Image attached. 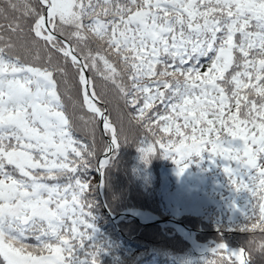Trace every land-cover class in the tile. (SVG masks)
<instances>
[{
    "label": "snow or ice",
    "instance_id": "snow-or-ice-1",
    "mask_svg": "<svg viewBox=\"0 0 264 264\" xmlns=\"http://www.w3.org/2000/svg\"><path fill=\"white\" fill-rule=\"evenodd\" d=\"M4 3L20 9L3 0L9 20ZM22 14L33 20L27 32L0 23L13 34H0V264H100L84 179L97 154L74 135L72 78L93 133L99 117L110 137L107 153L120 134L96 102L97 77L149 134L145 161L155 145L181 174L193 157L219 158L234 190L250 194L251 230L264 233V0H25ZM254 250L221 242L211 252L219 264H252Z\"/></svg>",
    "mask_w": 264,
    "mask_h": 264
},
{
    "label": "trees",
    "instance_id": "trees-1",
    "mask_svg": "<svg viewBox=\"0 0 264 264\" xmlns=\"http://www.w3.org/2000/svg\"><path fill=\"white\" fill-rule=\"evenodd\" d=\"M12 2L20 10L12 11L4 3L9 20L0 16V23L7 24L15 19L27 32L33 20L22 14L25 0ZM27 2L36 4L37 0ZM0 34L13 35L7 31ZM88 44L93 49L97 47V42L93 40H89ZM25 58L29 63H42L34 61L31 56ZM53 59L61 57L54 55ZM204 63L206 67V58ZM117 67L120 65L117 64ZM124 82H128L126 77ZM71 83L73 87L69 95L73 99L64 96V102L75 125L74 135L84 143L94 145L97 154L84 179L91 185L88 199L94 202L92 211L95 231L89 243L90 247L95 245L101 249L100 264H219L218 256L194 255L187 239L172 228L142 226L130 218L116 226L104 213L96 167L108 143L101 133L99 117H96L93 133L91 113L81 106L79 85L74 78ZM95 87L100 100L108 107L109 119L120 134V147L114 151L108 167L103 169L104 193L110 211L117 215L125 209H139L162 218L175 217L196 230V240L200 244L223 242L230 248L241 246L246 250L251 246L255 249L250 254L252 263L264 264V254L259 251V245L264 243V233L258 229L252 231L244 214L250 194L234 190L223 172L224 162L217 158L216 163H212L209 154L205 153L203 160L193 157L189 167L181 174L171 158H164L159 145H155L156 153L145 161L139 148L152 143L149 134L130 119L132 109L125 105L121 94L111 82L97 77ZM60 90L64 92L63 84ZM73 101H76L75 105ZM185 188L193 191L194 200L189 193H184ZM247 224L249 231L245 232L242 229ZM26 243L35 244L36 241L28 239Z\"/></svg>",
    "mask_w": 264,
    "mask_h": 264
},
{
    "label": "water",
    "instance_id": "water-1",
    "mask_svg": "<svg viewBox=\"0 0 264 264\" xmlns=\"http://www.w3.org/2000/svg\"><path fill=\"white\" fill-rule=\"evenodd\" d=\"M96 102H97L99 107L101 106L104 108L103 111L108 116L107 106L103 102H101L100 100H98ZM100 122H101V119H100ZM101 132L104 135V137L106 138L107 142L109 143L110 137L103 130L102 122H101ZM115 149L116 148L113 147L112 151L110 153H107V149H106L105 152L101 155L99 161L104 160L107 155H109L111 157ZM97 183H98L99 195H100V198H101L102 203H103L104 212L107 214L108 217H110V219L115 224H118V222H120L124 218H131L135 222H137L143 226L157 225V226H162V227L174 228L179 234L185 236L188 239L189 243L192 246L193 252L195 253V249H194L195 248L194 244L196 243L195 230H193L191 227L187 226L186 224L180 222L179 220H177L175 218L163 219V218L155 216L151 213L137 211V210H125L118 215H113L108 208V205H107L106 199H105V195H104L105 181H104V174H103L102 169L97 171ZM140 214H143L144 216L142 217ZM240 248H242V247H239L238 250ZM230 250L235 251L234 249H230Z\"/></svg>",
    "mask_w": 264,
    "mask_h": 264
},
{
    "label": "rangeland",
    "instance_id": "rangeland-1",
    "mask_svg": "<svg viewBox=\"0 0 264 264\" xmlns=\"http://www.w3.org/2000/svg\"><path fill=\"white\" fill-rule=\"evenodd\" d=\"M187 186H188V184H187ZM184 193H189V194L191 195L192 199L194 200V197H193V191H192V190H190V189H186V188H185ZM217 245H218V243H212V244H208V245L195 244V246L197 247V250H198V251H201V252H203V251H205V250H208V249H210V248H213V247L215 248ZM209 253H211V254L217 256L216 254H214V253H212V252H209ZM209 253H208V254H209ZM196 255H198V254H196Z\"/></svg>",
    "mask_w": 264,
    "mask_h": 264
},
{
    "label": "bare ground",
    "instance_id": "bare-ground-1",
    "mask_svg": "<svg viewBox=\"0 0 264 264\" xmlns=\"http://www.w3.org/2000/svg\"><path fill=\"white\" fill-rule=\"evenodd\" d=\"M141 216L143 217V215L141 214Z\"/></svg>",
    "mask_w": 264,
    "mask_h": 264
}]
</instances>
